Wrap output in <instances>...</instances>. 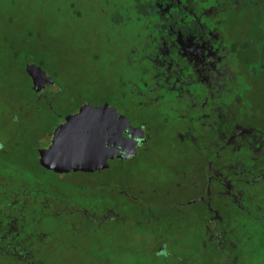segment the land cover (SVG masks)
<instances>
[{"label": "flooded vegetation", "instance_id": "af4514ba", "mask_svg": "<svg viewBox=\"0 0 264 264\" xmlns=\"http://www.w3.org/2000/svg\"><path fill=\"white\" fill-rule=\"evenodd\" d=\"M66 8L74 28H86L88 35L92 25L100 28L111 91L91 105H108L120 114L74 121L66 135L72 130L89 135L95 156L106 158L107 166L57 173L40 163V151L52 146L55 133L86 104L68 115H38L40 128L49 131L47 143L28 150L26 160L9 154L11 136L1 138L0 261L44 264L37 260L46 235L41 222L69 210L78 224L86 221L91 229L105 231L110 222L113 228L137 227L148 259L176 264L175 235L169 221L165 226V214L197 207L188 218L198 226L192 238H198L202 250L221 247L226 255L219 264H264V0H71ZM22 65L31 94L54 112L60 84L33 61ZM30 66L52 81L40 80L35 87ZM151 117H157V135L167 137L163 150L170 148L171 155L191 164L154 165L158 159L148 155L156 135L148 132ZM19 119L0 115V130ZM130 139L136 153L126 158ZM143 156L151 157L149 168L157 180H171L169 189L178 195L192 192L190 199L167 193L159 203L148 202L146 191L125 177L126 163ZM115 170L123 174L119 182L77 189L94 190L100 198L72 203L63 192L50 191L49 176L75 173L93 179Z\"/></svg>", "mask_w": 264, "mask_h": 264}, {"label": "rangeland", "instance_id": "374dc122", "mask_svg": "<svg viewBox=\"0 0 264 264\" xmlns=\"http://www.w3.org/2000/svg\"><path fill=\"white\" fill-rule=\"evenodd\" d=\"M70 3L71 0H0V115L20 117L13 127L8 124L2 127L0 139L9 141L11 136L9 154L15 159L26 160L25 156L31 153L28 150L46 146L49 131H45L46 127L40 128L38 115H68L83 104H97L110 95L111 90L106 84L111 74L108 73L107 58L102 55V39L97 31L100 28L97 24L92 25L90 35L88 30L85 33L86 28H74L66 17V7ZM27 59L40 65L62 87L59 97L53 102L54 112L41 107L31 94L30 81L22 65ZM99 60L101 62L97 65ZM156 118L151 117L150 130L148 128L149 133L156 134L148 149V155L158 159L154 160V165L191 164L183 162L180 156L171 155L170 148L163 150L167 137L157 135ZM43 129L45 132L40 131ZM170 147L171 150L176 149ZM150 158L143 156L126 163L125 177L132 186L143 188L147 193L145 199L150 203H159L162 195L167 193L183 195V200L190 199L192 192L178 195L169 189L171 180L155 178L149 168ZM33 169L37 173L34 165ZM123 178V174L115 170L105 177L93 179L75 173L49 176L48 183L53 194L63 192L64 200L76 203L84 197L100 198L92 192L94 190L78 191L79 186L102 181L119 182ZM90 194L93 197H89ZM196 209L179 207L165 214V226L169 221L170 232L175 235L171 238L173 260L176 264H219L226 255L221 247L204 246L202 250L196 243L198 238H192L198 226L191 223L188 212ZM222 215L227 216L228 212ZM83 222L78 224L69 210L58 218L42 220L46 235L41 238L43 244L37 250V260L44 264H161L153 263L148 254L145 255L146 246H141L142 239L135 233L137 227L127 224L113 228L110 222L107 230L99 231ZM0 264L23 263L0 261Z\"/></svg>", "mask_w": 264, "mask_h": 264}, {"label": "water", "instance_id": "95a60500", "mask_svg": "<svg viewBox=\"0 0 264 264\" xmlns=\"http://www.w3.org/2000/svg\"><path fill=\"white\" fill-rule=\"evenodd\" d=\"M27 72L32 77L35 87L39 86L40 80L52 81L46 76L45 72L36 66H30ZM73 115L76 116L68 119L67 126L55 133L52 146L48 150L40 151L41 165L57 173H68L71 170L93 172L105 168L107 159L95 156L97 151L89 142V135L76 130H72L70 135H66V131L71 130L70 125L74 121L85 120L89 122L99 118V115H120L119 112L108 105L95 107L86 104L80 108L78 113ZM127 126H129L128 122ZM135 153L136 143L132 139L127 140L126 158Z\"/></svg>", "mask_w": 264, "mask_h": 264}]
</instances>
